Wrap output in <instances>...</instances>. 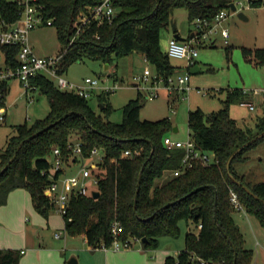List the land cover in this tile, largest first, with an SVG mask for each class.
I'll use <instances>...</instances> for the list:
<instances>
[{
	"label": "trees",
	"instance_id": "trees-1",
	"mask_svg": "<svg viewBox=\"0 0 264 264\" xmlns=\"http://www.w3.org/2000/svg\"><path fill=\"white\" fill-rule=\"evenodd\" d=\"M36 1L41 4L44 17L51 18L65 48L59 66L61 73L83 55L110 64L115 57L137 50L156 73L166 78L173 73L174 66L159 41L160 29L168 23L171 9L185 6L189 21L212 20L232 0H112L115 7L112 19L98 22L89 17L70 43L75 19L100 0ZM249 2L258 6L264 0ZM20 9L15 0H0V17L7 22L14 21ZM0 48L6 62L15 66L18 46L0 45ZM241 49L245 59L264 65V46ZM30 82L46 95L49 110L43 118L29 124L17 123L0 149V204L6 202L11 190L23 187L29 191L34 208L46 217L54 208L45 190L51 180L52 150L58 147L68 158V141L80 139L84 156L93 146L101 151L99 194L72 197L62 214L68 234L83 235L93 247L109 244L110 225L117 220L120 238L145 236L143 247L155 248L160 235L177 236L179 221L191 220L201 223L198 231L186 230L184 247L176 255H166L162 264H251L253 250L245 247L243 234L233 220L229 187L238 193L246 211L264 227V180H246L234 166L235 162L247 160V149L263 140L264 135L238 150L226 168L230 153L264 130V115L258 117L252 130L238 125L229 114L231 101L245 100L243 88L228 87L223 105L217 110L205 112L196 107L187 111L188 135L197 147L214 152L218 161L196 162L157 181L179 166L184 152L181 147L168 148L163 143V136L173 129L168 117L140 118L137 95L122 105V119L115 122L93 110L87 98L75 91L59 89L45 75L31 76ZM7 90V81H1L0 105H4ZM109 108V104L103 103L101 110ZM126 148L131 154L121 155ZM20 255L16 249L0 248V264H17Z\"/></svg>",
	"mask_w": 264,
	"mask_h": 264
},
{
	"label": "rangeland",
	"instance_id": "rangeland-1",
	"mask_svg": "<svg viewBox=\"0 0 264 264\" xmlns=\"http://www.w3.org/2000/svg\"><path fill=\"white\" fill-rule=\"evenodd\" d=\"M232 1L236 9L225 7L227 15L218 25L214 26L213 30L216 31L207 32L206 37L199 35V41L195 42L197 54L194 65L198 66V71L189 70L190 65L185 57L169 56V61L174 66L172 77L178 74L187 75L188 88H175L169 92L161 80L137 79L136 77L142 74L145 68L155 73L154 66L147 61L142 52L137 50L115 57L107 65L98 58L83 55L66 67L63 76L78 83L83 82L84 78L89 76L97 78L99 84L103 86L117 84L113 90L106 91L97 88L87 98L93 110L115 122L122 119V105L129 98L139 95L140 118L168 117L172 125L177 126V130L169 129L166 132L174 140H185L188 137L187 111L189 108L200 107L205 112L217 110L223 105L226 89L240 87L249 91V99L252 100L254 109H250L245 103L233 100L228 106V111L231 116L235 117L238 125L254 130L258 117L264 115V102L262 101L264 98L262 92L253 93L252 89L264 88V65L245 59L241 48L242 46L251 48L264 46V2L258 6H251L249 0ZM238 11H241L246 18L239 17ZM77 20L78 17L74 21L75 24ZM221 27L227 28L226 37L220 33ZM175 28L181 37H188L191 31L196 30L194 22L188 19L185 6L173 7L169 13L168 23L160 29L159 42L163 51L167 50L168 39L174 35ZM191 38L192 36L186 40ZM29 41L33 51L39 55H54L62 49L56 28L52 24L32 28L29 31ZM2 55L3 51L0 48V58ZM8 85L9 89L4 98L5 117L0 120V149L5 145L8 136L14 132V126L17 123L26 121L29 124L37 118H43L49 110L46 95L38 89L25 91L24 87L13 79L8 80ZM150 90L156 91L152 97L146 96L147 91ZM103 103L109 104V110H101ZM74 141V139L71 140V142ZM246 153L249 159L243 163L235 162L234 166L245 172L251 179L264 180V139L248 148ZM100 155L101 151H98L96 155L78 156L74 162L64 165V173L71 174L82 165L91 164ZM19 189L21 188L13 190L18 191ZM233 209V220L236 225L241 226L239 229L244 237V245L257 249L260 252L257 262L264 264V227L253 214L246 211L244 206L241 209L234 207ZM24 214L27 217V219L24 218L25 221L14 217L11 221L8 220L7 223L4 221L0 224V239L10 242L13 247L22 245L18 232L22 223L29 225L31 223L32 215L27 210ZM178 224L180 233L177 236L169 234L159 236L160 242H165V247L173 255H176L177 249L184 246V233L188 229L184 219ZM190 226L196 228L193 224ZM29 233H31L30 229ZM44 233L47 240L56 241L50 230H44ZM132 241L133 246L131 247H141L140 239H132ZM24 248L27 247L24 246ZM155 248H146V257L157 263L159 261Z\"/></svg>",
	"mask_w": 264,
	"mask_h": 264
},
{
	"label": "built area",
	"instance_id": "built-area-1",
	"mask_svg": "<svg viewBox=\"0 0 264 264\" xmlns=\"http://www.w3.org/2000/svg\"><path fill=\"white\" fill-rule=\"evenodd\" d=\"M21 5L19 16L12 22H7L0 17V45H17L16 59L18 63L12 66L6 62L5 54L0 58V82L9 79H18L25 91L28 89H36L30 82V77L36 74H42L53 81V83L61 90L75 91L79 95L88 98L97 88L102 90H113L117 84L112 86L100 85L97 78L85 77L83 82L78 83L71 81L63 76L59 71L60 60L65 48L54 55H39L33 51V47L29 41V31L39 25L51 24V18L44 17L41 4L36 0H15ZM229 8V7H228ZM115 13V7L112 0H100L99 2L89 6L87 12H82L78 15L76 28L69 39V43L73 41L79 32L80 26L84 24L89 17L96 19L98 22L103 20H111ZM227 15V8L223 7L217 11L212 20L194 19L196 25V33L190 40H179L174 35L168 39V46L166 53L172 57H185L188 64L191 66L195 63V56L197 49L195 42L199 41V35L206 37L207 32L213 30L214 26L218 25L222 18ZM220 33L226 37L228 35L227 28L221 27ZM194 39V40H193ZM139 80L163 81L169 92L172 89L188 88L187 75L178 74L172 77V74L164 78L158 73H152L149 68H145L143 73L136 77ZM138 84V83H137ZM152 89V88H151ZM246 94L249 91L243 89ZM253 93L262 92L264 98V88L252 89ZM156 91H147L146 96L152 97ZM249 108H253L254 104L251 101L243 100ZM5 107L0 105V120L4 119ZM163 143L166 147H181L184 152L178 167L172 170V174L176 175L184 169L191 167L196 162L202 164L215 163L218 161L214 152L203 150L196 146L194 140L188 135L185 140H174L167 134L163 136ZM68 149L70 154L68 158H64L61 150L54 147L51 154V167L49 176L51 180L46 185L45 190L50 200L54 204V209L60 214H64L69 207L72 197L77 195L91 194L92 190L97 189L98 181L100 179L101 166L100 162L102 154L97 156V159L91 164H84L78 170L71 174L64 173V165H68L78 159L82 154V142L76 139L74 142L68 141ZM100 149L93 146L86 156L96 155ZM131 150L126 148L121 152V155L128 156ZM229 200L232 206L236 209L243 207L239 199L238 193L229 187ZM201 226V223H198ZM120 224L114 220L110 225V233L112 235L109 244L101 243L102 248L122 249L133 245L132 239H140L139 237L129 236L127 238H120ZM58 235V233H56Z\"/></svg>",
	"mask_w": 264,
	"mask_h": 264
},
{
	"label": "crops",
	"instance_id": "crops-1",
	"mask_svg": "<svg viewBox=\"0 0 264 264\" xmlns=\"http://www.w3.org/2000/svg\"><path fill=\"white\" fill-rule=\"evenodd\" d=\"M174 31V35L178 34L176 28ZM13 80L18 81V83L21 84L18 79ZM245 99L252 102V100L249 99V94H246ZM262 101L264 102V100ZM250 109H254V107ZM233 118L235 119V117ZM248 159L249 155L247 160ZM245 161H241L239 163H243ZM235 169L239 174L243 175L246 180L251 182L259 181L255 178L251 179L247 177V174L242 170H239L236 167ZM170 174L172 175V170L168 171L167 174L159 178L157 181L165 179ZM19 188L22 190L19 189L18 191H14V189L9 192L6 202L0 204V224L4 221L7 223L8 220L11 221L14 217H19L25 221V219H27L24 214L25 210L32 215L30 225L23 222L24 224L22 223L21 226L22 230L20 229V231H18L20 234L19 240H21L22 245L27 248H24L22 245L13 247V244L10 242L0 239V248H10L20 251V254L22 255H20L17 264H66V261L71 256L76 258L77 264H162L165 256L171 254L169 249L165 247V242H160V240L158 246L155 248V253L157 254V259L159 261L157 263L155 260L146 257V248L143 247V245L137 248L128 247L122 249H105L100 246L93 247L88 244L83 235L68 234L65 230L63 215L57 212L54 208L49 211L46 217L40 214L33 206L29 191L27 189L24 190L25 188L23 187ZM58 213L60 215H58ZM186 224L188 227L187 230L196 232L199 229L198 223L192 222L191 220L186 221ZM192 224L196 228H192L190 226ZM237 226L241 228L240 225ZM29 229L31 230V233H29ZM44 230H50L53 233V237L56 238V241H54L56 244L53 241L51 242L46 239ZM56 233H58V235H56ZM182 248H179V250L177 249L176 254ZM247 248H251L253 250L251 264H258L257 260L260 252L257 249L255 250L254 247Z\"/></svg>",
	"mask_w": 264,
	"mask_h": 264
},
{
	"label": "water",
	"instance_id": "water-1",
	"mask_svg": "<svg viewBox=\"0 0 264 264\" xmlns=\"http://www.w3.org/2000/svg\"><path fill=\"white\" fill-rule=\"evenodd\" d=\"M229 7H230L232 10H235V9H236V6H235V4H234L233 1H231V2L229 3ZM237 15H238L239 17H241V18H246L245 15H244L241 11H238V12H237ZM194 33H195V31H192L190 35L192 36ZM174 36H175L177 39H179V40H185V39H186V37H181V36H179L178 34H175ZM106 65H107V63H106ZM189 70H190L191 72L198 71V66L193 64V65L190 66ZM101 107H102V105H101ZM173 130H174V131L177 130V126H173ZM263 135H264V130L260 131V132L257 133L254 137H252L250 140L246 141L245 143H243V144H241L239 147H237L235 150H233V151L230 153V155L228 156L227 160H226V168H227V169L229 168L230 160H231L232 156H233L238 150H240V149H241L242 147H244L245 145H248L249 143H251L254 139H256V138H258V137H261V136H263ZM232 178H233V177H232ZM233 179H234V178H233ZM243 187H244L245 190H247L248 192H250L253 196H257L255 193H253V192L249 189L248 186L243 185ZM98 194H99V191H98L97 189H94V190H92V192H91V195L94 196V197L97 196ZM145 239H146L145 236H142V237L140 238V240H141L142 242L145 241ZM66 264H77V260H76V258H75L74 256H71V257L66 261Z\"/></svg>",
	"mask_w": 264,
	"mask_h": 264
}]
</instances>
